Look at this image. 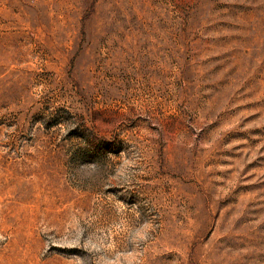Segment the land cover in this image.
Wrapping results in <instances>:
<instances>
[{
    "label": "rangeland",
    "instance_id": "1",
    "mask_svg": "<svg viewBox=\"0 0 264 264\" xmlns=\"http://www.w3.org/2000/svg\"><path fill=\"white\" fill-rule=\"evenodd\" d=\"M0 264H264V0H0Z\"/></svg>",
    "mask_w": 264,
    "mask_h": 264
}]
</instances>
